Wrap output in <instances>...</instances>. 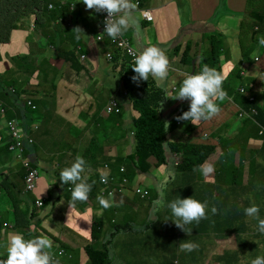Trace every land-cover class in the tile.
<instances>
[{
  "label": "crops",
  "instance_id": "1",
  "mask_svg": "<svg viewBox=\"0 0 264 264\" xmlns=\"http://www.w3.org/2000/svg\"><path fill=\"white\" fill-rule=\"evenodd\" d=\"M238 1L240 3L239 10H226L220 8L215 10L214 13L212 11L208 14V0H161L158 5L156 0H143L144 5L152 9L154 18L151 21L142 20L139 13L134 12L133 17L136 19L138 27L130 28L132 29V37L130 39L139 50H142L147 44L157 43L163 45L164 51L169 58V62L172 64L171 71H175L171 74V78L173 79V83L171 84H174L176 82L175 80H177L180 75L184 76V74L192 72L197 66L211 63L212 61L209 60V58L215 54H219V60L227 62L228 66L231 67L234 65L235 69H237V62H239L241 66L251 68L249 73L253 74L259 69V66L255 63L252 64V62L242 60V58L249 53V49L256 46V49L250 53L251 59L255 57L256 54L260 53L263 56L262 61L264 62V53L261 52V47L259 46L257 39L259 36H262V27H258V21L255 16L250 15L245 11V8L249 5V0ZM58 8H62L60 6V0L58 2ZM74 9L75 12L73 13V17L69 18L68 21L71 19L70 26L73 25L75 21L83 22L84 26L81 24V28L87 36L81 34V50L91 59V62H89L88 58L81 62L83 67L80 70V57H76L74 69L70 62L64 59L65 55L62 54L64 51L69 50L72 46L78 43V39L76 38L77 34L72 31L73 27H69V30L72 31L69 35L62 33V35L59 36L58 33V37L55 38L56 44H51L47 42V36L52 35L53 28L43 30L42 33H39V28H42L41 25L46 22L45 19L41 22L38 21L39 24L34 33L22 32L20 37H17V33H14L13 30L10 37L11 42L0 43L1 50L17 53L20 56L18 57L19 59L24 55L25 61L29 60L28 55L32 53H34L32 55L37 53L38 55L51 57L50 63L53 66L52 79L53 83L56 84L54 89L53 84L50 87H47L42 83L48 75L47 71L44 70L38 78L36 72L32 76L31 69L26 65V69L24 68L23 72H26L27 79L33 77L37 82L40 81L42 85L47 87V89H42L39 86V89L41 92V100H43L41 104L48 105V108L39 112L40 105H37L36 101L32 99L35 95L33 92L29 96L37 105L35 110L26 106L25 97L21 99L17 96L8 94H6V98L0 96L8 106L7 114H9V111L11 112V119L14 118L15 115L25 118L28 133L35 139V147L30 151H33L43 175L39 183L40 187L37 189L36 194L43 199L48 198L46 199L48 207L43 211L37 212V218L32 219L28 218L27 214H20L19 210L22 209L23 211L28 212V209L32 204L33 196L24 197L21 194L22 188L14 187V193H11V198L19 193L23 197V200L19 204L17 203L13 205V203H11L12 200L7 194L8 191L5 186V175L8 172L7 166L11 163V160L8 161L9 158L7 156V154L10 156L7 146L10 138L7 128L5 127V123L9 119L0 116V149L5 154L4 160L0 161V170L2 171H0V218L1 220L10 223L26 222L31 219L30 222L33 224L38 235L43 233L47 236L45 230L57 234L59 238H57V240L50 238L52 242L57 244L61 242L59 241L61 239L62 243L67 247V251L71 254L74 253L72 250H74L80 243L81 237L91 236L93 220L96 218H105V212L100 208L101 206L96 199L97 197L94 198L95 200L91 199L90 201L94 208L91 207L85 209L86 207L79 202V204L76 205L78 207L73 208L71 212L70 204L67 202L69 201L67 194L63 191L62 186L56 183V180L58 179L56 174L57 171L62 170L64 165L70 166L75 157L79 154L78 152L76 153V149L73 151L74 142L78 140L79 144L80 141L88 137L89 134L87 131L89 129L94 131L92 136H97V132L94 129V122L97 121L94 116L93 102L87 105L88 101L97 97V91H95L92 97L90 90L92 87L96 88L105 86L110 91V97L117 96L126 104L123 107V118L120 123L126 130L127 125L130 124L128 118L131 117V111L133 110V106L129 99L124 96V86L117 71L113 70L111 64L106 61L103 54V48L92 36V34L98 32V30L94 31L93 25L97 20H100L101 14H97L94 9L87 10L82 0L76 2ZM39 17L40 14L38 18ZM189 17L191 19H188ZM34 18H36V15H32L29 20H34ZM61 21L66 22V18L64 17ZM188 21L193 23H189ZM228 23L233 27L232 33L224 38L223 33L219 32L224 41H216L220 43V47H212V40H210L209 36L212 35V33L214 34L215 30L224 31ZM5 41H8V39ZM1 45H3L2 48ZM52 45L57 47L52 48ZM61 46L63 49L60 50L59 48ZM23 48H28L30 52L25 53ZM36 50H38V52H36ZM52 57H56L53 62H51ZM236 58H238L237 61H235ZM13 61L14 60H12L10 64ZM69 66L73 68L74 73L69 77H66L65 72L61 74L59 73L58 77L59 69L63 67L66 68V71ZM98 71L105 72L104 77L102 78L103 82L101 83L94 79V74ZM63 79L74 80L76 82L79 81L80 83L77 85L76 90L70 91L67 99L65 98V94H63L58 88V84ZM25 83L28 84V81ZM43 91H47L46 95L43 94ZM3 93H6V91ZM171 97L167 96L166 100L161 104V109L164 114H169L175 110L181 109L182 106H185L184 100L172 99ZM14 99L15 103L13 101ZM127 113L128 118L126 117ZM100 115L103 118L110 117V115L106 114L104 110L100 112ZM220 123L222 124V121ZM35 124L38 126L37 129H33V125ZM63 126H65L66 129ZM216 129L217 128L215 127L213 129L214 137L221 142L227 136L222 133H217ZM224 142L232 145L231 139L224 140ZM103 145V152H101L100 156L90 155L88 159H86L90 163L96 165L95 168L89 167V169L97 171L99 176L101 175L100 169H103L105 171L104 173L107 174L108 171L110 172V169L108 170V166L105 164L107 163L106 158L115 156L117 154L115 153L116 147L120 144L117 142H103ZM88 146L89 143L83 153ZM228 147L229 146H227V148ZM219 150L220 147H214V153L209 158V161L214 165V173L205 178L197 172L195 181L199 179H212L214 184L211 187V190L213 188V193L211 191V199L216 202L221 200L218 204L220 206H226L228 202L233 205L234 208L240 206L242 209L246 206V203L244 204L241 202V204L239 202V196L246 193L249 195V201L247 202L251 204V202L254 201L260 206V214L264 217V187L260 184V179L258 180L257 185H253L251 182L252 168L253 165L254 168L256 166L253 159L250 161L248 145L246 148L230 147L229 153L225 152L226 155L223 153V156ZM219 156L226 159L218 168L216 163L219 162ZM66 159L68 162H65ZM206 159H208V157ZM166 168L167 164H162L160 166L153 165L150 167V171L155 169L158 172L155 174V187L159 190L157 192L154 190L153 197L149 199V202H146V200L141 201L139 198L132 197L134 196L133 192L131 189H127L129 190L130 195L127 192L116 196L117 200L112 206L115 207V215L121 214L123 216H131L133 218L134 226L139 228L140 225H142L143 217L146 218V216H148L143 214L148 205L151 203L156 204L155 202L157 200H161L160 196L162 192L160 190L166 185ZM227 170H233V178L242 179V183L236 185L235 190L229 187V184L226 183V178L223 176V172ZM146 172L147 171L136 178L143 185H145L143 181ZM9 174L22 176L23 169L20 162L16 164L14 169L10 168ZM240 174L241 176L237 178ZM189 175L190 174H187L186 176L189 177ZM176 191L180 192V190ZM46 192H48V194L52 193V195L50 197H44L43 194ZM2 194H5L3 198ZM129 198H132L131 203H128L131 201ZM121 200L126 201L127 203L122 204L120 203ZM133 200L135 201L133 202ZM240 200L243 201L242 199ZM8 201L10 202V205ZM145 204L146 207H144ZM112 207H110V211ZM92 209L93 211L91 214L90 212ZM74 213V219H70V223L62 221L61 224H56V218L67 220L68 217H72ZM238 214L239 212L237 215ZM155 215H158L159 220L161 214ZM168 215H170V213ZM49 217H52V223L46 221V224L44 225V221ZM106 219L107 218H105L104 221ZM245 219L251 221L249 225L250 229L248 230L249 233L245 238L240 232L233 230H231L229 234L225 225H223L222 229L218 232H212L207 228L192 226V233L190 235L187 234L183 240L185 238L190 239L194 234H198V239L201 240L202 243L207 244L206 248L201 250L197 256L199 257L201 264H224L223 261L226 262V259L222 257L227 251L232 248H238L239 250L240 246L242 264H248L251 258L264 254V234L256 231L254 224V222L256 223L255 220H251L249 217ZM104 221L102 229L100 228L101 233L98 235V240L94 243L92 242L97 250L104 248V244L107 242L104 238L105 234H111V229L107 227L110 223L106 222L107 225L105 226ZM165 223L167 224V227L171 224V216L165 221ZM42 228L44 230H41ZM74 238H76V241L73 240ZM249 239H253L255 244L249 245L246 242ZM1 241L2 251L5 250L6 252L7 235H5ZM142 243H144V238H140L137 235L117 237V241L113 243L116 244V247L114 250L109 251L112 263L144 264L145 261L141 260L143 252L141 249ZM5 252L0 253L3 254ZM191 255L192 254L187 253L188 257ZM73 257H75V255H73ZM62 258L63 257L60 259V264H80L75 259L66 263ZM109 259L110 258L105 259L106 264Z\"/></svg>",
  "mask_w": 264,
  "mask_h": 264
},
{
  "label": "trees",
  "instance_id": "2",
  "mask_svg": "<svg viewBox=\"0 0 264 264\" xmlns=\"http://www.w3.org/2000/svg\"><path fill=\"white\" fill-rule=\"evenodd\" d=\"M52 0H45L46 4L52 3ZM251 1H259V2H264V0H251ZM41 1L40 0H29V2H26L24 0H0V41H5L9 38V32L12 27L18 26L21 20L24 18L23 16L30 10H34L35 8L39 7ZM62 8L64 6H61ZM246 12H249V7L247 6L245 8ZM257 19H260L262 21V27L264 29V11L260 12L255 15ZM94 31H97V26L94 24ZM97 33V32H96ZM56 37H58V29H55L52 31V35L47 36V42L56 44ZM210 40H212V47L213 46H219V42H223L224 40L221 38V34L215 33L209 36ZM219 41V42H216ZM62 54L65 55V58L69 60L71 66L75 69V58H74V53L73 51H64ZM20 57L17 53H14L12 51H3L0 49V95L3 98H6V94L12 95V96H17L19 98H26V96L23 95V90L24 87L20 81V78L18 76L19 73L23 72V69H26V65L29 66L33 74L36 72L37 77L39 78L41 74L45 70V66L43 63H50V58H46V60L40 61L38 57L34 58L32 61L27 60L25 61V56L22 55V58ZM219 54L212 55L209 60H211L218 68H222L220 65L219 60ZM56 59V57H52L51 62H53ZM14 60L11 64L10 62ZM242 60H245L247 62H252L251 55L250 53L246 54ZM6 64V66L4 65ZM113 70L117 71L124 89V96H126L129 101L132 103L133 109L139 111V115L133 119V132L135 134L136 138V150L132 153H127V154H121L119 152V155H117L115 162L112 163H105L108 166V170L110 169V172H108V177H107V182L104 183L102 182V189L99 191V185L101 184V176L98 175L97 171H88L89 175V183H91L92 190L89 193L88 199L91 200L90 197L96 198L97 195H99L101 192L105 193H110L115 191H119L120 193H123V190L125 189H136L138 188L142 183L138 181L136 178L138 176L143 175L145 171L150 169L151 166H160L162 164H167V177L165 178V183L166 185L160 190L164 195L160 196L166 197L167 201L170 202L171 200L177 198L180 196L181 198H186L189 196H193L195 199L200 200L201 202L207 201L208 202V218L207 219H202L198 224L196 222H193L190 225H187L189 229H192V226L194 227H200V228H208V230L212 232H218L222 229V226L225 225V228L227 231L231 232V230L240 232L244 238L248 235L249 233V225L251 221H247L245 218H248L245 213H244V208L248 207L250 204L247 202L248 196L246 193L242 194L239 196V202L241 203H246V206L241 209L240 206L238 208H231L229 211L221 213L219 215H213L210 212L211 207L214 205H218L221 200L212 201L211 196L213 193V188L211 190V187L214 184V181L212 179H206L202 180L199 179L195 181L196 173L197 171H193V169L200 165L207 162L212 163L209 161V158L212 156L214 153V147H220L222 156L223 153L226 155V153H229V148L230 147H243L246 148L247 145L251 142L254 141L255 143V154L253 160L255 161V168H261L263 170L262 175L264 176V131L263 133H260V131L263 129L264 126V106L262 103H256L255 101L251 100V94H253L256 90L252 88V85L245 84V81L240 84L239 87H237L236 90H234L233 87V81L232 77L228 79L227 83V88H225V92L228 94L227 98L223 100L222 102L219 101L221 106L223 107L224 110H227L226 114L224 113V110H221L220 113L207 120L206 122L201 121L200 125H198L199 128L196 131V134H200L204 128L213 130L214 127L211 125H219L217 127V133L220 134V129H227L231 130L230 135L225 137L223 141H219L213 138L212 141H210L209 145H201L203 141L205 140H200V144H193L191 142H186V141H170V138H173L176 134V131L174 130L169 134V127L173 124V121L175 119H172L173 121H167L164 119L162 111H161V104L164 102L167 98L165 90L159 86L157 87L155 81L149 76V79L147 81H141L139 85L134 83L131 79L133 75H135L133 71V62L125 56H121V54H114L113 60L111 63ZM83 67V65L80 63L79 65V70ZM73 68L70 66L67 68L61 67L58 71V77L59 73H64L66 75V72L68 75L66 77H69L71 74L74 73ZM14 69L20 70L19 72H14ZM78 70V71H79ZM15 74V75H14ZM238 76L241 79H244L242 76L241 72L238 71ZM252 76V81L255 83L254 79V73H249V77ZM32 78V77H30ZM28 83L32 86L33 89V100L36 101L37 105H40L43 100H41L40 97V89L39 86L42 89H47L44 85L47 86L46 84V78L41 82H36L33 83L31 82L30 79H27ZM52 83L48 86H51ZM242 85V86H241ZM37 86V88L35 87ZM56 84L53 83V89L55 88ZM224 88V87H223ZM6 91V93H3ZM19 91V92H18ZM38 96V98H37ZM29 99V98H27ZM32 100V101H33ZM15 103V99L13 100ZM33 101V102H34ZM26 102V100H25ZM35 103V102H34ZM181 107V106H180ZM190 107V106H189ZM189 107L182 106L181 108L183 109L182 113L184 111H187ZM257 109V114H254L252 112V117L251 118H245L241 119L239 116V113L241 109L246 110L251 112L252 108ZM181 113V112H180ZM180 113L177 114L180 115ZM181 113V114H182ZM118 119L123 118L122 113H116ZM1 116V115H0ZM176 116V117H177ZM3 117V116H2ZM108 118H97L98 122L94 124V129L96 130L99 128L100 131H107L108 129L105 128V122L104 120H108ZM219 118L222 121V124H219ZM256 120L259 122L257 124L255 122ZM6 119H11V112L9 111V115ZM224 121H226L224 123ZM224 123V124H223ZM235 123V124H234ZM6 124V123H5ZM231 124H234V126L231 128ZM166 125L167 128H166ZM205 126V127H204ZM187 127L194 132L193 127L190 128L188 125ZM232 140V145H229L228 143L224 142V140ZM103 142H110L106 138L102 139L101 141L96 137H93L90 143V146L88 148V157L90 155L92 156H100L101 152H103ZM227 146H229L227 148ZM35 145L32 146L34 148ZM249 149V147H248ZM166 150H169V154L166 155ZM1 151V149H0ZM121 151V150H120ZM3 152V151H1ZM226 152V153H225ZM180 153L181 156L180 159L181 161H175L172 159V155ZM199 154V155H198ZM231 154V153H230ZM151 155L155 156L156 161L154 163H150L147 161V158H149ZM199 156L198 159L192 162L191 156L194 158ZM192 157V158H193ZM208 157V159H206ZM168 158L170 159V162H168ZM226 158H221L220 156L218 157L219 162H215L216 166L219 168L221 164L225 161ZM4 160V156L0 158V161ZM200 160V161H199ZM199 163H196L198 162ZM88 164L91 166H96L95 164H92L88 161ZM213 164V163H212ZM180 173H179V172ZM253 171V170H252ZM119 176V174H121ZM190 174L189 177L186 175ZM233 170H227L223 172V176L226 178V183L229 184V187L233 190L236 189V185H240L242 183V179H235L232 176ZM27 175V173H23L22 177L24 178ZM99 176V177H98ZM241 176L238 175L237 178ZM184 179V180H181ZM263 179V178H262ZM261 180V179H260ZM94 182V183H93ZM181 182L183 184L182 187L176 186L175 184ZM57 184L62 185L61 180L57 179L56 180ZM69 184H64L62 185L63 191L67 194V197L70 201L71 198V187L67 186ZM25 186V184H24ZM40 184L38 185L37 189H39ZM23 189L21 190L22 196H27L25 193H23ZM176 190H180V192H177ZM97 191V194H93V192ZM148 191L150 195L143 200H146V202H149V199L153 197V189L151 187H148ZM157 192L158 190L155 189ZM212 191V193H211ZM35 193V191H34ZM12 200L11 203L13 205L19 204L22 202L23 197L18 193L17 195L15 194L14 197L11 198V192L8 191L7 193ZM5 194H2V198L4 197ZM70 197V198H69ZM105 197H108L105 196ZM48 199V198H46ZM242 199L243 201H241ZM95 200V199H94ZM141 200V201H143ZM69 201L68 204H69ZM135 200H133L134 202ZM9 202V201H8ZM47 202V201H46ZM132 200L128 203H131ZM127 203L126 201H123L122 204ZM241 203V204H242ZM10 205V202H9ZM81 205H84L87 208L93 207L92 203L90 201L87 202H81ZM100 205V204H99ZM101 206V205H100ZM99 206V207H100ZM166 204H149L146 211L143 214H146L149 216V214L155 215V214H161L166 210ZM103 208V207H102ZM163 209V210H162ZM93 209L91 210L92 214ZM115 211V207L111 208L110 210H105V218H107V213H110ZM121 212V211H119ZM239 214L237 215V213ZM122 213V212H121ZM108 221L110 225H107L109 229H111V235L115 238L116 235L119 236H127V235H137L140 238H145V232L148 235V229L151 225L155 226V235L159 237H163L162 232H160V229H168L172 232V234L169 237H164V239L167 241L166 244L170 251H178V245L179 243L183 240V238L188 234L185 231H182L181 229L177 228L175 226L174 221L165 228H159V223L161 221H166L170 216L172 218V214L168 215L166 219L163 220V217L160 215L159 220L153 221L146 216L142 224L144 223H151L149 227L146 229L140 230V228H136L133 223V218L129 215H121L124 218L122 222H120L118 215L113 214ZM31 219L32 218H37V212L31 213ZM109 216V215H108ZM111 216V215H110ZM217 218V223L215 225H211L212 219ZM104 218V219H105ZM31 219L23 222L21 226H19L22 230L26 229L30 224H31ZM103 219V218H102ZM103 219V220H104ZM101 218H96L93 220L92 225L96 226L97 231L99 232L98 235L101 233L102 225L103 222L99 221ZM254 222V221H253ZM254 224H256L254 222ZM101 228V229H100ZM100 229V231H99ZM41 230H44L43 228ZM143 230H145L143 232ZM45 233H49L47 230H45ZM0 235H1V229H0ZM98 239V236H95L93 238V243L96 242ZM149 239V237H148ZM150 243H153L151 240H149ZM249 245L255 244L253 239H249L246 241ZM2 241L0 239V247H1ZM143 244L141 245V249L143 250ZM137 245V244H135ZM66 250L67 247L63 244L62 245ZM114 248L104 245L103 250H105L103 253H98L99 250L95 249L93 244L90 243L87 246V254L90 256L91 259L94 258L92 261L94 264H100L97 260V256L94 253H97L98 257L100 259H107L109 251H112ZM2 250V248H1ZM96 250V251H95ZM163 251L169 252L168 249L162 248ZM145 254H148L150 257H152L154 260H158L159 264H167V258H160L159 259V250L156 248H151L147 253L142 252ZM174 257V254L172 253V259ZM226 259V262L223 261L224 264H242V256H241V246L238 248H232L231 250H228L227 253L222 257ZM2 259V256L0 257ZM91 262V261H90ZM107 264H111V259L107 261Z\"/></svg>",
  "mask_w": 264,
  "mask_h": 264
},
{
  "label": "clouds",
  "instance_id": "3",
  "mask_svg": "<svg viewBox=\"0 0 264 264\" xmlns=\"http://www.w3.org/2000/svg\"><path fill=\"white\" fill-rule=\"evenodd\" d=\"M41 3L39 7L35 8L34 10L28 11L19 23L18 26L12 27L9 32V38L8 41H0V43L3 42H9L11 37V32L14 30V33H17L16 36L20 37L22 32H32L37 29V26L39 22L46 19L45 12L46 9L52 8V3L46 4L45 0H40ZM80 0H60V6L67 7L68 5H71V8H75L76 2ZM83 4L86 6L87 10L94 9L97 14H101L100 20H97L95 22V25L97 26L98 32L96 34H92L95 41L100 44V46L103 48V54L108 63H111L114 57V54H121V56H125L127 59L129 58L133 62V71L135 75L131 77L132 81L139 85L141 81H147L149 79V76L153 78L155 81L157 87L161 86L168 97H171L172 99H178V100H184L185 106L189 107V110L183 111V109L175 110L169 114H163V118L167 121H173L172 119H175L173 121L174 130L176 131V134L173 138L177 137V140H182L186 142H191L193 144H200V140L203 141L201 145H209L205 144L209 141V139L213 138L214 135L211 134L210 129L204 128V130L200 134H196V131L198 129H201L198 127L200 125V122L204 120H209L215 116H217L221 110H224L223 107H221V104L219 101H223L227 98L228 94L224 91L225 87L223 86L224 83L226 84L227 76L229 74H235L238 70L235 69V66H228L227 62L220 61V65L222 66L223 74L217 70V66L211 62L207 64H203L201 66H197L195 70H193L190 73L180 75L176 82L173 83V79L171 78V74L175 71L172 70V64L169 62V58L163 48L158 47L157 43L155 45H148L144 47L142 50H139L134 43L131 41L129 37H127L124 32L128 31L130 28L138 27L136 19L133 17L134 12H138L141 16L142 20H147L143 17V13L145 11H149L153 16V11L151 8L144 5L143 0H82ZM135 2V3H134ZM259 1H251L249 0V14L255 16L259 13V11H255L254 13H251L252 7L254 3ZM264 4V2H260ZM107 13L106 18L105 14ZM262 12V11H261ZM40 14V17L38 18ZM32 15H36V18L34 20H29V18ZM154 18V16H153ZM153 18L151 20H153ZM147 20V21H151ZM258 21V27H262V21L260 19H257ZM39 21V22H38ZM105 25V27H104ZM75 32L76 38L78 39V43L72 46L68 51H73L74 58L80 57V63L87 59V54L82 52L81 48L82 45L80 43L81 34H84V30L77 26L73 30ZM262 36H259L258 44L259 46H264V29L262 27L261 30ZM98 36H101V39H99ZM119 37H122L126 39L129 42V46L134 50L136 53L133 55L128 51V47L124 46L123 44H120L117 39ZM11 42V41H10ZM52 44V43H51ZM263 56L262 54H256L255 57L252 58V64L255 63L256 65H259L258 60H260V56ZM66 61H69L65 58ZM170 64V65H169ZM227 68V70H225ZM251 68H247L244 66H241L239 71L241 72L243 77H248L249 72ZM261 70V67L257 71ZM256 71V72H257ZM255 74V72H254ZM171 84V85H170ZM242 86V85H241ZM224 87V88H223ZM254 90L255 87L253 85ZM124 91H126L124 89ZM176 91H178L176 93ZM29 97H26V106L33 109L31 106L27 104L28 100H31V98L27 99ZM251 100L255 101V96L251 94ZM1 99V98H0ZM2 100V99H1ZM3 101V100H2ZM4 102V101H3ZM33 102V101H32ZM256 102V101H255ZM131 103V102H130ZM259 103V100L256 102ZM33 104H35L33 102ZM123 102L121 99H119L117 96H111L106 104V107L104 108V112L108 115H111L113 113H122L123 108L122 105ZM132 104V103H131ZM5 105V112L1 113V116H5L7 114L8 106L4 102ZM36 108L37 105L35 104ZM34 108L33 110H35ZM162 111V109H161ZM247 112L248 116H241V112ZM182 113V115H178V113ZM252 112L254 114H257V109L254 107L252 108L251 112L241 109L239 116L241 119L245 118H251ZM180 113V114H181ZM123 114V113H122ZM139 115V111L132 110L131 111V117L128 118V113L126 114V117L128 118L130 124L133 126L132 122L133 119L136 118ZM177 116V117H176ZM17 119L20 124L21 128L23 129L24 133L31 137L33 139V144H28V142L25 140V156L24 158L27 159L35 169L39 171V178L37 181V186L34 189L33 192H26V182L24 180V189L23 193H25L28 196H33L31 207L28 209L27 217L31 218V213L43 211L48 207V203L46 202V199L38 197L37 187L40 183V180L42 178V171L39 167L35 155L33 153L32 146L35 145V139L34 137L28 133V128L25 123V118L19 115H15L14 118L9 119L6 121L5 127L7 128V132L9 135L10 140L7 143L8 151H10L9 146L11 145V135L8 130V123L9 121ZM180 121H190L192 124H194V132L193 135L188 137H182L183 133L185 132L184 126L180 125ZM255 122L259 124V122L255 118ZM189 125V123H188ZM37 125H33V129H37ZM231 131V130H230ZM263 129L260 131V133H263ZM130 134L133 137V146L134 151L136 148V138L134 132L131 130ZM133 151V152H134ZM169 150H166V155L169 154ZM12 152V151H10ZM15 153V152H13ZM180 153H176L172 155V159L175 161H181ZM151 157V158H150ZM149 158H147V161L149 160L152 163L156 161L155 156L151 155ZM155 158V159H154ZM19 159V157H18ZM154 159V160H153ZM148 161V162H149ZM19 162L22 166L23 173H26L25 165L23 164L22 160L19 159ZM168 162H170V159L168 158ZM166 164V163H165ZM155 166V165H154ZM167 170V168H166ZM214 165L210 162H205L203 164H200L196 166L193 171L199 172L203 177L207 178L211 174L214 173ZM57 177L59 180H61L62 185L69 184L67 186L73 187L71 188V200L69 202L71 207V212L73 209V206L75 202H86L91 201L88 199L89 193L92 190V184L89 183V175L87 171V162L81 155H77L74 159V161L71 163L70 166H67L63 168L62 170L57 171ZM101 183L107 182V173H101ZM99 177V176H98ZM94 183V182H93ZM61 185V186H62ZM149 187V186H148ZM148 187L141 184L138 188L146 189L147 194L144 197H141L140 194L135 192V189H132L133 195L135 197H139L140 200L146 199L150 193L148 191ZM103 190V189H102ZM100 191V187H99ZM124 191V190H123ZM124 194L120 193L119 191H113L110 193L101 192L100 195H97V201L101 205V207L107 209L109 207H112L115 204L114 196ZM108 197L106 198L105 196ZM163 193H161V196ZM93 199V197H90ZM40 200L43 202V205L40 207L37 205L36 201ZM226 202V201H225ZM120 203H123L121 200ZM157 205H161L163 203L162 200H157L155 202ZM230 203L227 202L226 206H212L210 209V212L213 215H219L221 213L229 211ZM167 208L170 209L172 218L171 223L174 221L175 226L182 231H185L190 235L192 233V229H189L186 227L187 225L192 224L193 222H196L197 224L202 219L208 218V202L204 201L201 202L198 199H195L193 196H189L186 198H181L178 196L177 198L171 200L167 203ZM234 208V207H233ZM244 213L247 217H249L251 220H255V229L261 234H264V217L260 214V206H258L254 201L251 202V204L244 208ZM217 218L212 219L211 225H215L217 223ZM23 222H16V223H10L8 221H3L0 218V229H1V235L0 239L2 240L5 235H7V246H6V252L5 250L2 251L0 247V252H5L3 254L0 253V257L7 253V255L2 256V259H0V264H60V259L62 254H60V251L63 250V243L62 241L59 243H53L52 240L44 235L43 233L39 234L35 231V228L33 224H30L26 229L22 230L19 226H21ZM167 227V224L163 228ZM208 229V228H207ZM160 232H162V229H160ZM111 238L109 241H107L104 245L109 244L110 247L115 248L116 244H113L117 241V235L114 238L113 235H109ZM192 237H196L198 239V234H194ZM191 237V238H192ZM189 240V241H188ZM164 245V248L168 249L171 253L170 259L172 261L171 264H189L191 258H195L198 256V253L201 251L198 249L199 245L196 241L190 239H184L182 240L178 245V251H170L165 241L161 242ZM56 244V245H55ZM153 246L156 245V249H158L157 243H151ZM205 246L207 244L203 243ZM55 246V247H54ZM95 248V247H94ZM52 249H55L52 251ZM65 249V248H64ZM96 249V248H95ZM105 250H101L98 253H103ZM172 253L174 254V257L172 259ZM187 253L192 254L191 256H187ZM88 255V254H87ZM147 255L148 260L145 261L144 264H159L158 260H154L152 257H150L148 254L142 253V256ZM108 258L111 259V256L108 254ZM161 258H167V257H161ZM111 264L112 259H111ZM248 264H264V254L257 255L254 258H251Z\"/></svg>",
  "mask_w": 264,
  "mask_h": 264
},
{
  "label": "rangeland",
  "instance_id": "4",
  "mask_svg": "<svg viewBox=\"0 0 264 264\" xmlns=\"http://www.w3.org/2000/svg\"><path fill=\"white\" fill-rule=\"evenodd\" d=\"M26 2H29V0H24ZM73 1V0H72ZM263 1V0H262ZM52 8H49V9H46V12H45V17H46V22H44L41 27L42 28H39V33H42L43 30H49L50 28H53L54 30L55 29H58V33H59V36L63 34L65 35H69L71 34L72 31L69 30V27H73V29L77 26H80L81 27V24L83 25V22L81 21H75L73 23V25L70 26L71 24V19L68 21L69 18H72L73 17V13L75 12V9L71 8V5H68L67 7H63L61 9L58 8V2L59 0H52ZM161 2V0H156V3L157 5ZM235 9V10H239L240 9V3L238 0H208V14L210 12L213 11V13L215 12V10L217 9ZM255 11H264V4L260 3V2H256L254 3L253 7H252V10H251V13H254ZM66 18V22H62L61 20L63 18ZM188 19H191L190 17ZM189 23H193V22H190L188 21ZM65 23V24H64ZM84 26V25H83ZM132 29H129L128 31L124 32V34L131 38L132 37V32H131ZM233 31V27L230 23H228L225 27V30H219L218 33H223V37L226 38L228 37V35L230 33H232ZM217 33V30L214 31V34ZM148 45H155L156 44H147L146 46ZM3 45H1V48H2ZM145 46V47H146ZM158 47L160 48H163L164 50V47L163 45L161 44H158L157 45ZM201 46V44H200ZM57 46L55 45H52V48H55ZM60 50L63 49V47L61 46L59 48ZM256 49V46H254V48H251L248 50L249 53H252V51H254ZM24 52L25 53H29V49L28 48H23ZM36 52H38V50H36ZM261 52L264 53V46H261ZM34 54V53H32ZM32 54H29L28 55V58L30 61H32L34 58H36L38 56V58L40 59V61H45L46 58H48L47 56H44V55H38L37 53L35 55H32ZM260 57V60H262V57L261 55L259 56ZM89 62H91V59L89 57H87ZM238 58H236L235 61H237ZM86 62V61H85ZM259 67H261V70L255 72L254 74V79L256 80L255 83H253L252 81V76H248V77H244V79H241L239 76H238V71L239 69L241 68V65L239 62H237V72L233 75V74H229L227 76V81H226V84L224 83V87L227 88V83H228V79L230 77H232V81H233V87H234V90L237 89V87L240 86V84L243 82V80L245 81V84H248L249 85H254L255 87V92L253 93V95L255 96V101L257 102L259 100V103H262L263 106H264V62L263 61H259ZM44 66H45V70L47 71V77H46V84H47V87H50L48 85H50L51 83L53 84V79H52V72H53V66L51 65V63H43ZM6 66V64H4ZM228 67H226L225 70H227ZM218 71H220L222 74H223V71H222V68H218L217 69ZM20 70L18 69H14V72L16 74V72H19ZM14 74V75H15ZM104 74L105 72H102V71H98L94 74V79L97 81V82H103V77H104ZM66 75H68V73L66 72ZM19 78H20V82L22 84H24L26 81H27V76H26V72H22V73H19L18 74ZM31 82L33 83H36L37 81L32 77L30 78ZM80 84L79 81H74V80H68V79H63L60 81V83L58 84V88L59 90L65 94V98L67 99L68 96H69V93L70 91L72 90H76L77 89V85ZM24 87V90H23V95L26 96V97H29L30 98V94L33 92V89H32V86L28 83H25L23 85ZM37 88V86H35ZM95 91H97V97L93 100H90L88 101L87 105L91 104L93 102V109H94V116H95V120L98 122L97 118H100L101 115H100V112L102 110H104V108L106 107V104H107V101L110 97V91L105 87V86H102V87H96V88H91L90 92L92 93V97H93V94L95 93ZM178 91H176L177 93ZM47 91H43V94L46 95ZM1 96V95H0ZM2 97V96H1ZM124 105H126L125 103H123L121 106L122 108L124 107ZM222 107V106H221ZM48 108V105H43V104H40V111L39 112H42L44 111L45 109ZM189 110V108L187 109ZM227 110H224V113L226 114ZM228 113V112H227ZM9 114L5 115L4 117L7 118ZM182 115V114H180ZM227 115V114H226ZM205 122L207 120H204ZM105 122V128H107L108 130L107 131H100L99 128L96 129V135H97V138L101 141L102 139L106 138L107 140H109L110 142H117L119 143L120 145H118L116 147V152L117 153L115 156L113 157H108L106 158V161L108 163H114L115 160H116V157L117 155H119V152L121 154H127V153H132L133 152V149H134V146H133V137L132 135L130 134L131 130H133V126L131 124H128L127 125V130L123 127V125H121V120L118 119L117 117V114L116 113H113L110 115V118L108 120H104ZM221 122V119L219 118V124ZM226 121H224L225 123ZM96 123V122H94ZM189 123V125H188ZM120 124V125H119ZM235 124V123H234ZM234 124H231V128L234 126ZM180 125L184 126L185 128V132L183 133L182 137H188L190 138L192 135H193V132L187 127V125L194 129V124H192L190 121H180ZM168 125H166V128H167ZM212 127H215L217 128L219 125H211ZM65 129L66 127L63 126ZM169 131V134L171 132L174 131V128L173 127H169L168 129ZM93 130H88L87 133L89 134L88 137H86L84 140L80 141V143L78 144V140L76 142H74V146H73V151L74 149H76V153L78 152L79 155H82L84 149L86 148V146L88 145L89 143V146H90V143H91V139L93 137H96V136H92L93 134ZM220 133L226 135V136H229L231 133L229 130L227 129H220ZM211 134L214 135V131H211ZM215 139V137H213ZM213 138L209 139L208 142H206L205 144H209L210 141L213 140ZM169 140L170 141H182L181 139L180 140H177V137L176 138H170L169 137ZM217 140V139H216ZM79 146V148H78ZM88 146V148H89ZM248 147H249V152H250V161H252L253 157H254V154H255V143L254 141L249 143L248 144ZM88 148L86 149V151L83 153V158L86 160L88 159ZM121 150V151H120ZM108 152H114V151H108ZM10 156L7 154L9 160H11V163L7 166L8 167V172L6 173L5 177H6V188H7V191L11 192V193H14V187H18V188H23L24 187V180H23V177L21 175L19 176H15V175H12V174H9L10 172V168L11 169H14L16 167V164L19 162V159H18V156L16 153H13V152H10ZM5 154L4 152H1L0 151V158L3 157ZM199 155V154H198ZM197 155V157H193L191 156V160L192 162L195 161L196 159L199 158V156ZM193 157V158H192ZM155 159V158H154ZM153 159V160H154ZM200 161V160H199ZM196 162V163H199ZM65 162H68V160L66 159ZM87 162V171H94V170H90L89 167H93L95 168V166H91L88 164V161L86 160ZM67 167V165H64L63 168ZM62 168V169H63ZM253 172H252V184L253 185H257L258 183V180H260V184L264 187V176L262 175V172L263 170L261 168H258V169H255L254 168V165H253ZM1 171V170H0ZM101 173H104L105 171L103 169H100ZM2 172V171H1ZM109 172V171H108ZM158 172L153 169L150 171V169L147 170V172L145 173V176H144V184L151 187L153 189V191L156 189V183H155V174H157ZM122 175V173L120 174ZM107 177H108V174H107ZM263 178V179H262ZM101 183V182H100ZM102 183L99 185L100 187V190L102 189L101 187ZM176 186H179V187H182L183 184L181 182H178L175 184ZM159 190V189H157ZM124 193H127L129 194V190L125 189L123 191ZM93 194H97V191L93 192ZM52 195V193L48 194V192H46L45 194H43L44 197H50ZM130 195V194H129ZM132 197H135V196H132ZM136 198H139V197H136ZM130 200H132V198H129ZM114 200L116 202L117 198L114 196ZM161 200L163 201V204H166L168 203L167 201V198L164 196L161 198ZM80 201H77L75 202L73 208L75 207H78L76 205L79 204ZM146 207V204L145 206ZM234 206L233 205H230V208H233ZM94 208V207H93ZM101 209H104L105 208H102L100 207ZM100 209V210H101ZM109 208L105 209V210H109ZM55 210V208H54ZM53 210V211H54ZM163 210V209H162ZM19 213L20 214H23V215H26L27 212L26 211H23L22 209L19 210ZM78 213V212H77ZM171 213L170 212V209L166 207V210L162 213L161 211V216L163 217V220L166 218V216ZM113 214H115L114 211L110 212V213H107V219L104 221L102 218L101 220L99 221H104L105 222V226L107 225L106 222H108L110 220V218L112 216H114ZM74 215L75 213L73 214L72 217H68V219H55V222L56 224H61L62 221L63 222H67V223H70V219H74ZM109 215V216H108ZM111 215V216H110ZM97 216V215H96ZM118 218L120 220V222H122L124 220V218L120 215H118ZM149 219H152L153 221H156L158 220V215H152V214H149L148 216ZM145 217H143V221H144ZM46 221H49L52 223V217H49L47 220L44 221V225L46 224ZM165 222H161L159 223V228H163L165 226ZM151 225V223H144L142 225H140V230L142 229H146L147 227H149ZM91 236H87V237H81V241L80 243L77 245V247L72 250L74 253L71 254L69 251H67L66 249L63 248V253H62V260L66 263L70 262L71 260L75 259L77 260L80 264H94L92 261L94 260L90 258V256L87 255V246L93 242V238H95V236H98V231L96 229V226H93L91 227ZM147 230V229H146ZM49 233L47 234V236L51 239H55L57 240V238H59V236L57 234H53L51 233L49 230H47ZM67 231V229H66ZM145 230H143L144 232ZM155 233V226L154 225H151L148 229V235L147 233L145 232V238H144V244H143V252H148L151 248H154L156 247L153 246L149 240H151L153 243H157L158 244V250H159V259L161 257H167V264H171L172 261L170 259V256H171V253L170 252H165L162 250V248L164 247L165 244H162L161 242L162 241H165L167 242L164 237H169L172 232L168 229H162V235L163 237H159L157 235L154 234ZM169 235V236H168ZM149 237V239H148ZM105 240L106 241H109L111 238L109 237V233L108 234H105ZM194 240L197 242V244L199 245L198 249L199 250H203L206 248V246L201 242V240L197 239L196 237H192L190 238V241ZM73 240L76 241V238H74ZM98 240V239H97ZM59 241H62L61 239ZM93 244V243H92ZM107 246H110L109 244H106ZM102 250V249H101ZM99 250V251H101ZM114 250V249H113ZM52 251H54V249H52ZM96 251V250H95ZM95 254L97 256V260L100 264H106L105 260L103 259H100L97 255V253H94V257H95ZM7 255L4 254L2 256H5ZM73 255H75V257H73ZM110 256V254H109ZM142 261H147L148 260V257L147 255H144L142 256ZM91 261V262H90ZM189 264H201L200 263V259L199 257H195V258H191L190 259V262Z\"/></svg>",
  "mask_w": 264,
  "mask_h": 264
},
{
  "label": "built area",
  "instance_id": "5",
  "mask_svg": "<svg viewBox=\"0 0 264 264\" xmlns=\"http://www.w3.org/2000/svg\"><path fill=\"white\" fill-rule=\"evenodd\" d=\"M101 13L105 14V17H104L105 19L107 16V13H103V12ZM143 17L147 20H151L153 18L152 14L149 11H145L143 13ZM98 37L99 39H101V36H98ZM117 41H119L120 44L127 46L128 51L130 53H132L133 55L136 54L134 50L129 46V42L126 39L119 37ZM27 104L31 106L33 109L36 108L35 104H33L31 100H28ZM5 109L6 108H5L4 102L0 99V112L4 113ZM240 115L248 116L249 114L243 111L240 113ZM8 130L11 135V145L9 146V149L10 151L15 152L17 154V156L19 157L20 160H22L26 168L27 175L24 177L25 182H26V192H33L37 186V181L39 178V171L35 169V167H33L32 164L27 159L24 158L25 156L24 155L25 154L24 141L26 140L28 144H33V139L24 133L23 129L21 128V124L17 119H13L9 121ZM135 192L140 194L141 197H144L148 193L146 189L144 190V188L143 189L136 188ZM36 203L40 207L43 205V202L40 200H37ZM62 253H63V250L60 251V254Z\"/></svg>",
  "mask_w": 264,
  "mask_h": 264
}]
</instances>
